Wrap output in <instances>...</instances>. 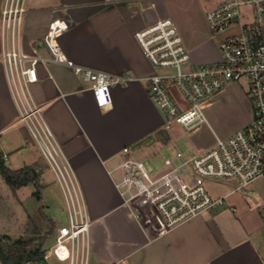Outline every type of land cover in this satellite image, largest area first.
Segmentation results:
<instances>
[{"label":"crops","instance_id":"0c3cea01","mask_svg":"<svg viewBox=\"0 0 264 264\" xmlns=\"http://www.w3.org/2000/svg\"><path fill=\"white\" fill-rule=\"evenodd\" d=\"M2 4L0 0V10ZM216 4L217 0H209L206 9L197 5L180 9L177 3L169 7L166 0H27L20 40L22 52L51 57L55 50L59 51V62L37 64L38 80L30 85V91L67 160L81 196L89 222L84 264H264V219L237 196L233 197L234 193L227 202L235 211L224 206L167 227L155 213L140 211L135 217L115 186L123 160L145 163L160 158V169L155 170L154 164L149 168L159 171L179 141L180 126L166 129L165 114L150 98L147 77L155 69L134 33L159 19L170 18L191 65L217 62L220 42L236 33L238 25L212 32L206 16ZM75 66L130 78L111 85L110 105L103 108L89 85L74 73ZM169 90L180 104L178 89L170 83ZM246 99L250 115L238 128L252 118L247 95ZM206 123L210 128L208 120ZM213 134L208 143L191 139L195 151L184 153L193 155L209 148L219 137ZM0 153L12 170L30 167L37 173L40 200L49 181L58 185L64 200L54 172L26 124L19 120L1 59ZM31 185L13 192L0 175V208L7 207L9 212L11 209V214L24 222L32 218L21 206V192ZM34 190L35 186L31 196ZM64 211L67 218L66 205ZM50 222L55 227L52 219ZM0 233L11 235L2 229ZM45 254V259L53 264L63 261L55 257L51 247Z\"/></svg>","mask_w":264,"mask_h":264},{"label":"built area","instance_id":"2783aa9c","mask_svg":"<svg viewBox=\"0 0 264 264\" xmlns=\"http://www.w3.org/2000/svg\"><path fill=\"white\" fill-rule=\"evenodd\" d=\"M26 12L27 0H3L0 59L19 120L26 124L64 195L67 224L56 228L52 253L60 259L58 250L62 245L67 249L70 264L77 261L80 253L84 264L89 222L81 196L67 160L30 91V85L38 80L37 64L59 62V51L55 50L51 57L22 52L20 40ZM206 17L214 33L238 25L236 33L220 42V60L213 63L190 64L189 54L170 18L159 19L134 33L155 69L147 77L148 91L165 114L166 129L179 125L187 131L193 130L206 122L202 106L215 94L241 79L248 87L252 118L233 134L216 137L209 148L193 155L175 151L156 172L141 160L128 158L120 163L121 174L115 186L124 203L134 211L135 217L140 211L158 214L167 227L207 210L217 211L228 206L235 211L227 197L239 191L257 203L256 191L250 184L259 179L264 181V0H217ZM74 73L89 85L103 108L110 105L111 85L130 78L82 66H75ZM170 83L182 94L184 108L172 96ZM211 178L234 180L235 184L227 193L215 196L207 186ZM259 209L264 215V199Z\"/></svg>","mask_w":264,"mask_h":264},{"label":"rangeland","instance_id":"374dc122","mask_svg":"<svg viewBox=\"0 0 264 264\" xmlns=\"http://www.w3.org/2000/svg\"><path fill=\"white\" fill-rule=\"evenodd\" d=\"M209 0H166L168 6H173L177 3L179 8H192L197 5L199 8H205L208 6ZM238 84L242 88V91L238 85L231 84L225 87L220 93L215 94L208 102L204 103L203 113L208 120L210 128L207 123L204 122L193 130L187 131L180 126L179 130V141L177 142L175 151H182L183 153L191 154L194 148L191 145V139L200 143H208L213 140L214 134L219 137H227L237 131L241 124L244 123L246 117L250 115L249 104L246 99L247 95V85L245 80L241 79ZM180 97V106L184 108L186 104L182 94H178ZM179 103V102H178ZM184 103V104H181ZM187 131V132H186ZM148 168L151 169V164H154L155 170L161 168V159L157 158L153 161L145 162ZM50 176L51 175H47ZM50 183L45 186L43 193V200H38L35 195L31 196L30 192L34 189L31 185L29 189H23L21 192V206L25 209V212L31 215L32 218L28 217L27 221H21L16 219L13 214H11L7 207L0 208V229L11 234L9 236L12 240L16 237L22 239H35L34 246H37L40 242V238L44 237V241L41 246V250L45 252L54 243V238L56 234V226L67 224L66 213L64 211V200L60 188L56 183L49 181ZM234 180L226 179H209L208 189L216 194H221L225 191L230 190L234 186ZM250 187L255 189L256 198L258 200L255 203L249 196L245 195L242 191L234 193L233 197H238L244 203L247 204L249 210H253L259 213V215L264 219V215L260 211L261 199L264 196V181L259 179L250 184ZM28 191V192H27ZM3 193V191H1ZM4 194V193H3ZM40 209V210H39ZM13 211V210H12ZM42 212V213H41ZM239 212V209L237 210ZM47 216L44 219V215ZM50 219L55 223V227L52 226ZM15 229V230H14ZM15 235V236H13ZM3 236L5 234L0 233V245L5 244ZM84 240V239H83ZM80 249H82V243L80 240ZM60 264H70V259L61 261ZM0 264H2L0 260ZM24 264H53L47 259L43 261L28 262ZM74 264H81V253Z\"/></svg>","mask_w":264,"mask_h":264},{"label":"trees","instance_id":"16d2710c","mask_svg":"<svg viewBox=\"0 0 264 264\" xmlns=\"http://www.w3.org/2000/svg\"><path fill=\"white\" fill-rule=\"evenodd\" d=\"M0 175L9 185L13 192H16L20 187L32 183L35 186L33 194L40 200L41 185L38 181L37 173L30 167H22L12 170L9 168L0 153ZM53 226V225H52ZM4 245H0V260L2 264H24L28 262L43 261L44 251L41 250L43 238L37 246H34L35 239H11L9 236H3Z\"/></svg>","mask_w":264,"mask_h":264},{"label":"bare ground","instance_id":"6f19581e","mask_svg":"<svg viewBox=\"0 0 264 264\" xmlns=\"http://www.w3.org/2000/svg\"><path fill=\"white\" fill-rule=\"evenodd\" d=\"M58 253L60 254V259L61 260H66L67 259V249L63 247L62 245L60 246V249L58 250Z\"/></svg>","mask_w":264,"mask_h":264}]
</instances>
